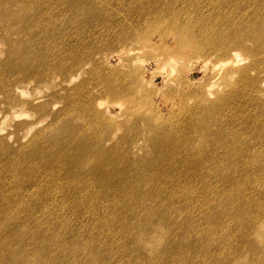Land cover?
<instances>
[{
    "label": "rangeland",
    "instance_id": "374dc122",
    "mask_svg": "<svg viewBox=\"0 0 264 264\" xmlns=\"http://www.w3.org/2000/svg\"><path fill=\"white\" fill-rule=\"evenodd\" d=\"M0 264H264V0H0Z\"/></svg>",
    "mask_w": 264,
    "mask_h": 264
},
{
    "label": "bare ground",
    "instance_id": "6f19581e",
    "mask_svg": "<svg viewBox=\"0 0 264 264\" xmlns=\"http://www.w3.org/2000/svg\"><path fill=\"white\" fill-rule=\"evenodd\" d=\"M178 33H179V38H178L179 44L189 47V50H192L197 47L195 42H193L192 36L187 35L188 33L186 31L182 30V31H179Z\"/></svg>",
    "mask_w": 264,
    "mask_h": 264
}]
</instances>
